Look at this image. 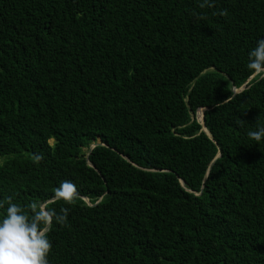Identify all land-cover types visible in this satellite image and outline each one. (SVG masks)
<instances>
[{
	"label": "trees",
	"instance_id": "1",
	"mask_svg": "<svg viewBox=\"0 0 264 264\" xmlns=\"http://www.w3.org/2000/svg\"><path fill=\"white\" fill-rule=\"evenodd\" d=\"M262 37L264 0H0V217L68 208L49 264H264Z\"/></svg>",
	"mask_w": 264,
	"mask_h": 264
},
{
	"label": "clouds",
	"instance_id": "2",
	"mask_svg": "<svg viewBox=\"0 0 264 264\" xmlns=\"http://www.w3.org/2000/svg\"><path fill=\"white\" fill-rule=\"evenodd\" d=\"M248 58L252 75L264 79V37L256 41ZM250 136L261 141L264 139V127L251 132ZM77 197V185L65 180L56 187L53 199L72 204ZM32 209L31 214H26L20 204L10 202L0 217V264H49L52 250L49 233L55 224H66L69 209L62 208L57 213L42 204H33Z\"/></svg>",
	"mask_w": 264,
	"mask_h": 264
},
{
	"label": "water",
	"instance_id": "3",
	"mask_svg": "<svg viewBox=\"0 0 264 264\" xmlns=\"http://www.w3.org/2000/svg\"><path fill=\"white\" fill-rule=\"evenodd\" d=\"M252 77H253V76H252ZM245 85H246V83H245ZM242 88H244V86H243ZM242 88H240V89H235V92L241 90ZM203 112H204V109L202 110V117H201V119H200V120H201L200 122L202 123V125H204V116H203ZM206 133L209 134L207 130H206ZM95 144H98V142L95 143ZM95 144H94V145H95ZM87 157H88V155H87Z\"/></svg>",
	"mask_w": 264,
	"mask_h": 264
},
{
	"label": "bare ground",
	"instance_id": "4",
	"mask_svg": "<svg viewBox=\"0 0 264 264\" xmlns=\"http://www.w3.org/2000/svg\"><path fill=\"white\" fill-rule=\"evenodd\" d=\"M199 115H200V113H199Z\"/></svg>",
	"mask_w": 264,
	"mask_h": 264
},
{
	"label": "rangeland",
	"instance_id": "5",
	"mask_svg": "<svg viewBox=\"0 0 264 264\" xmlns=\"http://www.w3.org/2000/svg\"><path fill=\"white\" fill-rule=\"evenodd\" d=\"M198 114V113H197ZM198 116V115H197Z\"/></svg>",
	"mask_w": 264,
	"mask_h": 264
}]
</instances>
